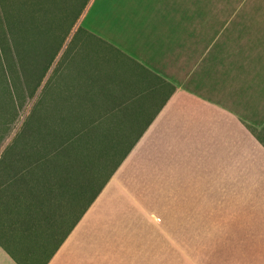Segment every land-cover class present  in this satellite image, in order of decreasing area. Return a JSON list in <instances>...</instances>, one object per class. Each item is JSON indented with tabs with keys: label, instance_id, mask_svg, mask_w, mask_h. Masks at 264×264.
Wrapping results in <instances>:
<instances>
[{
	"label": "crops",
	"instance_id": "1",
	"mask_svg": "<svg viewBox=\"0 0 264 264\" xmlns=\"http://www.w3.org/2000/svg\"><path fill=\"white\" fill-rule=\"evenodd\" d=\"M95 2L78 28L132 63L113 87L117 106L152 118L47 264H122L141 214L173 236L183 219L175 204L200 226V214H221L238 188L263 187L264 145L252 128L264 127V0ZM0 264L20 263L0 244Z\"/></svg>",
	"mask_w": 264,
	"mask_h": 264
},
{
	"label": "trees",
	"instance_id": "2",
	"mask_svg": "<svg viewBox=\"0 0 264 264\" xmlns=\"http://www.w3.org/2000/svg\"><path fill=\"white\" fill-rule=\"evenodd\" d=\"M82 31L80 26L74 35L77 41ZM11 58L9 44L0 45V98L11 80ZM22 63H17L18 71L29 73ZM42 76L38 72V86ZM91 79L98 86L104 80L97 72ZM113 83L95 92L87 87L80 92L70 82L60 92L55 84L44 85L14 142L22 146L0 159V244L20 264L49 262L149 125L152 117L146 123L136 121L144 111L117 106L120 96ZM10 92L16 107V91ZM260 140L264 145V136ZM243 221L241 228L249 227ZM9 244L21 250V257Z\"/></svg>",
	"mask_w": 264,
	"mask_h": 264
},
{
	"label": "rangeland",
	"instance_id": "3",
	"mask_svg": "<svg viewBox=\"0 0 264 264\" xmlns=\"http://www.w3.org/2000/svg\"><path fill=\"white\" fill-rule=\"evenodd\" d=\"M84 2L85 0H0V45L9 44L12 67L14 60L19 66L23 64V60L27 68H30V72L25 74L22 70L18 71L16 63L14 74L12 67L7 74L11 80L0 98V159L7 151L14 152L22 146L21 142H14L39 101L44 85L53 87L55 84L60 92L63 89L60 87L70 82L80 92L83 87L94 89L95 92L104 84L111 86L114 78H124L127 71L134 69L130 61L122 55L111 53L99 41L93 40L90 43L83 34H80L78 41L74 37ZM120 3V0H96L93 7H116ZM185 7H198V0H185ZM87 70L89 73L103 74V83L98 86L99 84L90 80L91 75L88 74L86 77L90 81L83 79L82 73ZM102 70H106L107 75ZM109 70L112 71V77L109 76ZM38 72L41 76L45 73L40 78V86ZM13 89L16 91V107L12 105L11 94L14 97V93L10 90L13 92ZM252 121L259 122L256 118ZM252 131L255 138L261 141L264 127L254 126ZM80 182L84 183L85 180ZM261 184L262 188L248 189L246 195L243 194L246 189L238 188L237 194L226 197L229 202L222 204V213L219 215L201 213L200 226H194L197 221H185V204H175V218L179 215L183 219L178 217L179 219L174 220L173 236L170 229L167 231L161 226L160 219L149 216L151 221L154 219L156 222L154 227L147 224L146 215L141 214L135 221L136 226L132 228L135 231L136 248L130 250L127 246V260H122L121 263L264 264V179ZM167 206L158 205V208L164 211ZM243 212L248 218H242ZM156 214L159 216V213ZM71 215V219H74L75 215ZM243 220H247L249 227L241 228ZM185 232L199 234L185 235ZM9 248L17 257H21L19 248L11 244ZM118 263L109 261L107 264Z\"/></svg>",
	"mask_w": 264,
	"mask_h": 264
}]
</instances>
